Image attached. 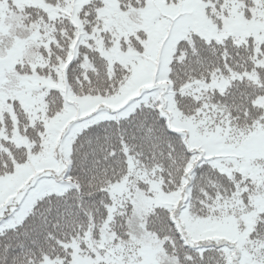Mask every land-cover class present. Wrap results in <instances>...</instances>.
Instances as JSON below:
<instances>
[{
  "label": "snow or ice",
  "instance_id": "6c2138e0",
  "mask_svg": "<svg viewBox=\"0 0 264 264\" xmlns=\"http://www.w3.org/2000/svg\"><path fill=\"white\" fill-rule=\"evenodd\" d=\"M0 264H264V0H0Z\"/></svg>",
  "mask_w": 264,
  "mask_h": 264
}]
</instances>
